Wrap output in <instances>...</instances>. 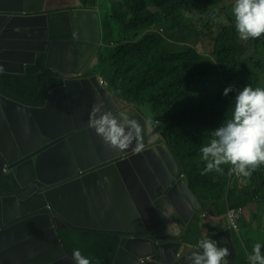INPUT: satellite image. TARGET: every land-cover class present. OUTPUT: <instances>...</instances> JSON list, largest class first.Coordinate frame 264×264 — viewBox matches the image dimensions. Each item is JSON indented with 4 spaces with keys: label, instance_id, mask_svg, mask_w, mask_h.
<instances>
[{
    "label": "water",
    "instance_id": "95a60500",
    "mask_svg": "<svg viewBox=\"0 0 264 264\" xmlns=\"http://www.w3.org/2000/svg\"><path fill=\"white\" fill-rule=\"evenodd\" d=\"M65 8L74 36L50 39L51 13ZM102 39L99 10L81 0H0V70L22 73L44 51L46 66L59 73L87 72L100 63ZM93 104L103 105L121 125L111 135H122L124 147L105 142L90 126ZM134 107L138 128L124 123L125 118L133 120L125 102L96 73L87 82L65 78L47 90L41 105L0 93V264H74L59 236L61 226L121 234L113 264H190L203 238L229 248L227 263L237 255L228 227L189 238L167 231L164 214L170 208L187 219L199 203L172 148L152 136L150 120ZM23 112L29 113L43 142L26 161L19 154L32 144L34 134H16L12 124ZM81 127L94 163L84 160L82 138L69 136ZM125 150L130 152L127 164L122 163ZM104 215L112 227L105 226ZM149 215L156 227L164 226L155 238L150 237ZM148 255L153 259H139Z\"/></svg>",
    "mask_w": 264,
    "mask_h": 264
},
{
    "label": "trees",
    "instance_id": "16d2710c",
    "mask_svg": "<svg viewBox=\"0 0 264 264\" xmlns=\"http://www.w3.org/2000/svg\"><path fill=\"white\" fill-rule=\"evenodd\" d=\"M111 15L134 33L129 39L120 38L110 55H104L94 69L85 72L101 74L108 81L106 88L119 97L128 106L133 104L143 108L149 105L161 121L157 127L166 143L182 163L188 173L189 185L197 196L201 188L192 179L191 163L201 152V147L211 138V131L222 126L214 124L216 114L232 112L234 97L222 102H213L211 95H223L229 84L248 83L253 88H264L259 69L264 68L260 58L246 54V44L258 49L264 42L260 38L241 40L235 28L232 9L226 0H211L212 6L206 16L199 11L178 12L169 7L166 0H110ZM83 6L94 7L98 0H81ZM49 38H71L74 36L70 22L69 9H58L49 19ZM168 30V34L164 31ZM189 34H195L203 41V53H194L175 40ZM134 37V38H133ZM211 38L218 42H237L245 46L236 53L212 52L208 48ZM227 60L239 63L238 72L229 77L221 72L212 73L214 67H221ZM64 81L61 74L46 66V52H38L34 62L27 63L25 71L13 72L0 70V93L27 105H41L46 99L47 90ZM173 88V90L171 89ZM191 89L188 94L187 90ZM191 129H206V132H193ZM198 141H193L192 138ZM223 174L214 173L220 191L226 190L230 165H221ZM214 180H211V184ZM229 190V189H228ZM206 198H216L208 196ZM228 202L237 205L236 198ZM226 212V208L222 209ZM258 219L260 216L254 215ZM246 229V243L250 233L256 235L253 242L262 245L264 254V235L260 234L259 223L255 228L243 217ZM66 253L72 255L74 249L96 264H113L121 241V234L92 231L71 227L57 228ZM235 238L237 255L227 264H251L243 243L232 230Z\"/></svg>",
    "mask_w": 264,
    "mask_h": 264
},
{
    "label": "clouds",
    "instance_id": "9594fccd",
    "mask_svg": "<svg viewBox=\"0 0 264 264\" xmlns=\"http://www.w3.org/2000/svg\"><path fill=\"white\" fill-rule=\"evenodd\" d=\"M232 13L235 20V28L241 40L256 39L264 35V0H234ZM111 42V45H117V43L114 42L112 44ZM175 44L183 46L194 53L204 52L203 41L195 34H189L176 39ZM63 73H60L62 77ZM82 73L90 78V75H87L85 72ZM96 74L97 77L102 76L99 73ZM81 82L87 81L81 80ZM107 85L104 86L106 87ZM233 91L236 92V95L234 97V107L231 117L224 120L222 126L212 130L211 138L201 147L202 159L206 162V166L201 174L204 175L212 171L223 174L224 169L221 165H230L229 175L236 174L240 178L238 196L236 198L239 202L237 205L242 206L244 213L246 211L249 214L264 218V88H253L251 85H246L243 89H235L234 85H229L224 89L223 95L228 96ZM187 93H191L190 88L187 90ZM156 120L158 121L156 122ZM160 121L159 118H156L154 124L156 125ZM124 123L138 128L134 120L125 118ZM90 126L95 129L96 133L105 142L112 146L124 147V144L121 142L123 139L122 135L115 138L111 135L112 129L114 127H121V125L117 123L111 113L103 111V105L93 104L90 112ZM76 129L81 130L79 136L76 137H80L81 133L86 131L84 127ZM72 132H70L69 136L74 137L71 135ZM49 140L51 141L52 139L49 138ZM129 156L130 152L125 150L122 155L123 164L128 163ZM212 177L218 179L214 172L208 179L211 181ZM237 205L228 204L226 211L229 206ZM171 210L175 217L183 220L184 229L183 233L179 235L172 230L173 225H169L167 231L171 230L176 236L183 237L186 228L184 219L176 215V211L173 208H170V211L165 213L164 216L170 218ZM227 227L230 228L228 222ZM230 229L235 232L233 228ZM235 234L237 235L236 232ZM251 235L255 237L254 240H252ZM259 235L261 236V234ZM249 236L251 241L247 244L245 240L246 229L243 241L237 235L242 243L244 242L252 249V255L250 257L248 255L251 264H264V254L261 251L262 245L260 243L253 245L256 239L254 233H250ZM166 240H169V238ZM199 248L201 251H194L189 257L190 264H227L225 258L230 254L228 247H219L216 241L203 238L199 241ZM148 256L151 258L148 259L145 256L142 257L145 260L139 259L141 261L153 259L152 256ZM72 259L74 264H92V261L82 254L78 248L73 250ZM166 263L171 264L169 261L164 262V264ZM96 264H100V261L97 260Z\"/></svg>",
    "mask_w": 264,
    "mask_h": 264
},
{
    "label": "crops",
    "instance_id": "0c3cea01",
    "mask_svg": "<svg viewBox=\"0 0 264 264\" xmlns=\"http://www.w3.org/2000/svg\"><path fill=\"white\" fill-rule=\"evenodd\" d=\"M94 7H96L99 10V14H100V18H101V25H102V31H103V39H102L103 43L100 46V48H101L102 56L103 55L105 56L104 50H105V47L108 46L107 35H109L114 28V26L112 24V19L114 17L111 15V1L106 0V2L103 5H101L100 2H98V5L94 6ZM131 31H132L131 28L125 27L123 25L120 28L119 38H110L109 45H111L110 44L111 41L118 43V40L120 38L129 39L130 37H132V34L134 33ZM112 46L115 47L114 45H112ZM110 54H107V56ZM126 107H127V110L129 111L131 117H133V120L136 121L138 114H139L137 109L134 107L133 104H130ZM141 110L143 111L144 115L150 120L149 127L151 130L152 136H158L160 142L166 143L163 135L161 134V132L159 131V129L157 127V124L156 125L154 124V121L157 118V116H156L154 110L152 109V107L149 105H146L143 108H141ZM151 117H153V119ZM31 122H32V119H31L29 113L23 112L22 113V119L20 121L19 120H13L12 124H13L14 132L16 134H19V135L29 132ZM184 172H185V178L188 179V186L191 189L192 193L195 195V197L197 199V204L199 203V207L197 210H194L188 216L187 219H184V221L186 223V228H185V235L182 238H189L192 234L207 235L211 232L227 228V221H226V217H225V212H222V209L226 208L228 204H231L230 202H228V196L226 198V204H224L223 199H222L223 196H221L219 198L221 200L220 206H218L217 208H212V207L207 208L209 203L214 202V200L216 198H209L208 199V198H206V197H208V195L205 194L204 192H201L202 197L197 196L193 192V188L189 185V175L185 171V169H184ZM239 185H240V178L236 174H232V178L228 180L227 186H226L227 193L229 191V195L231 198H233V199L237 198ZM216 186H218V185L216 184ZM203 213H205V214H203ZM176 214L178 216H180L177 211H176ZM220 215L224 216L223 221L218 220L219 219L218 217ZM200 216H202V217L211 216V217L216 218V220L213 223H210L209 226L204 227V226H201L198 224ZM244 216L246 217L247 220H249L252 223L253 228H255L256 225L259 223L260 234L264 235V218L260 220L256 216L249 214L246 211L244 213ZM104 220H105V226L106 227H112V221L108 220V216L104 215ZM147 220H148L149 224L152 225V232L150 233V237L155 238L158 236V234L160 232L164 231V226L156 227L154 225L156 219L153 215H149L147 217ZM103 231L113 232L110 230H103Z\"/></svg>",
    "mask_w": 264,
    "mask_h": 264
},
{
    "label": "bare ground",
    "instance_id": "6f19581e",
    "mask_svg": "<svg viewBox=\"0 0 264 264\" xmlns=\"http://www.w3.org/2000/svg\"><path fill=\"white\" fill-rule=\"evenodd\" d=\"M166 4L177 10L178 12H193L199 11L201 15L206 16L208 14V10L212 6L211 0H166ZM165 34H168V30L164 31ZM245 44L237 43V42H218L215 38H211L210 43L208 44V48L216 53V52H226V53H236L240 49H242ZM239 70V63L235 60H227L221 67H214L211 69L212 73L221 72L229 77L234 76ZM234 85V84H229ZM228 85V86H229ZM246 85H250L245 83L243 85H234L235 89H243ZM227 86V87H228ZM252 86V85H251ZM173 90V88H171ZM236 92L233 91L228 96L222 97L219 95H211L210 99L213 102H222L228 98L235 97ZM232 112H226L225 115L216 114L213 123L214 124H221L224 120L230 118ZM193 132H206V129L196 130L191 129ZM193 141H198L197 138H192Z\"/></svg>",
    "mask_w": 264,
    "mask_h": 264
},
{
    "label": "rangeland",
    "instance_id": "374dc122",
    "mask_svg": "<svg viewBox=\"0 0 264 264\" xmlns=\"http://www.w3.org/2000/svg\"><path fill=\"white\" fill-rule=\"evenodd\" d=\"M98 2H100L101 5H103L106 0H98ZM226 3H229L230 8L232 9L233 4H234V0H226ZM112 24L114 26L113 30L111 31V33L109 35H107V43L108 46L105 47V57H107V54H110L114 47L112 45H109V40L110 38H119L120 36V28L123 26V24L116 18L112 19ZM131 32H134L133 30ZM246 54L249 55L251 54L252 57L254 58H260L262 60V62L264 63V42H261L258 46V49H255L252 47V45H250L249 43L246 44ZM262 78H263V84H264V68L259 69ZM153 119V117H151ZM208 142V141H207ZM206 142V143H207ZM191 166H193L192 168V175H193V183L198 186V188H201L202 192H204L205 194H207L208 196H216V199L214 200V202L209 203V205L207 206V208H217L218 206L221 205V200L219 199L221 196L223 199L224 204H226V198L228 196L227 193V189L226 190H222L220 191V193L218 194L217 191L219 190V188L216 186L215 184V178L212 177V179L214 180V183L211 184V181L208 179L209 177L212 176L213 172H209L207 174L202 175L201 172L202 170L205 168L206 166V162L203 161L202 159V153L198 154L196 156V159L194 160V162L191 163ZM190 180V177H189ZM207 183V184H206ZM219 221H223L224 216L220 215L218 217ZM216 220V218L211 217V216H207V217H199V221L198 224L204 227L209 226L210 223H213Z\"/></svg>",
    "mask_w": 264,
    "mask_h": 264
},
{
    "label": "built area",
    "instance_id": "2783aa9c",
    "mask_svg": "<svg viewBox=\"0 0 264 264\" xmlns=\"http://www.w3.org/2000/svg\"><path fill=\"white\" fill-rule=\"evenodd\" d=\"M112 44L114 42H111ZM63 77H79L81 80H89L88 76H85L81 71H73V72H66L63 73ZM99 77V81L100 83L106 85L108 84L107 80L104 79L102 76H98ZM158 120H156L157 122ZM80 129H76L74 130L71 135L76 137L79 136L80 134ZM243 213L244 210L242 208L241 205H237V206H232V207H228L227 211H226V218H227V222H228V226L230 228H233L235 230V232L237 233L239 239H241L242 241L245 238V229L242 225V217H243ZM167 221H168V226L169 225H173L172 230L177 233V234H182L183 233V229H184V222L181 218L179 217H175L172 213V210L170 212V218L167 217ZM178 229V230H177ZM252 240H254V236L251 235ZM245 249L248 252L249 257L252 255V249L250 247H248L244 242H243ZM146 258L150 259L151 257L147 256ZM141 260H145V258H141ZM169 264V263H166Z\"/></svg>",
    "mask_w": 264,
    "mask_h": 264
},
{
    "label": "flooded vegetation",
    "instance_id": "af4514ba",
    "mask_svg": "<svg viewBox=\"0 0 264 264\" xmlns=\"http://www.w3.org/2000/svg\"><path fill=\"white\" fill-rule=\"evenodd\" d=\"M30 132L34 134L33 142L26 148L25 151L22 152V154H19V157L21 158L26 157L25 161L30 158L32 153H37V151L43 146L41 135L36 132V129L32 123L30 124ZM85 134L86 131H83L80 136V138H82L80 146L84 151V160L94 163L95 161H91L92 151L90 149V145L87 140L83 139L85 137Z\"/></svg>",
    "mask_w": 264,
    "mask_h": 264
}]
</instances>
